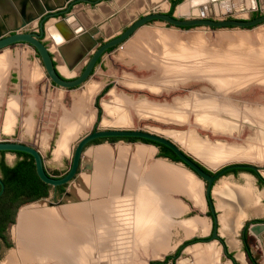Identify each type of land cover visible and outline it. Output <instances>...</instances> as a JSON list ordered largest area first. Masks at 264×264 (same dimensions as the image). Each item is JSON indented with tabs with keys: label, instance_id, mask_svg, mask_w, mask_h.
Instances as JSON below:
<instances>
[{
	"label": "rangeland",
	"instance_id": "374dc122",
	"mask_svg": "<svg viewBox=\"0 0 264 264\" xmlns=\"http://www.w3.org/2000/svg\"><path fill=\"white\" fill-rule=\"evenodd\" d=\"M107 1L113 10L108 17L100 19L98 24H96L97 27L99 25L101 27V33L97 37L100 44L103 41L120 35L136 20L153 13L154 8L158 6L157 4L143 1L144 5L139 7L140 0H126L121 5L117 4L116 0ZM181 1L183 0L179 2ZM262 1V6L256 5L254 7L255 11L247 13L240 11L241 6L236 7L233 11L235 14L234 18L250 20L254 19L261 12L264 13V0ZM176 4L166 2L162 5V8L167 13L177 14ZM76 5L73 6L71 14H73ZM217 16H219L218 12ZM223 16L226 18V15ZM38 24L31 25L29 31H37ZM153 33L156 37L158 36L157 39ZM192 36L196 38L194 37L193 39ZM169 38L170 43L164 42ZM159 40L162 41L160 45L156 44V41L159 42ZM45 41L49 46L52 45V41L49 38L46 37ZM181 41L182 43H180ZM140 43L141 46L145 44L142 50L135 47ZM12 50L16 51L17 59L11 65L12 67H10L8 73L5 84L7 87L6 96L3 100L0 97V114L6 108L8 96H18L24 92V103L34 100V103L38 107L34 115L36 117L35 125L37 126L34 133L38 141L42 139L43 156L46 165L49 172L57 178L67 174L71 168L73 152L77 142L93 130V127H88L81 133L79 138L73 142L71 141L70 151L67 152L68 156L63 159L56 158L52 154L57 150L56 145L60 136V123L66 112L70 110L73 97L82 95L83 92L89 90V87L96 85H98L99 92L90 100L91 103L89 102L91 110H94L95 113L97 112L95 105L98 98L101 103L103 101L112 103L119 101L121 105L123 104L121 99L127 98L130 102L125 108L130 118V127L121 128L122 130L132 129L187 134L189 135V139H181V145L188 148L191 154H194L193 156L196 155L201 161H205L206 159H202V155L196 147L198 145L214 151L217 148L242 149L245 143H247L246 141L251 142L256 138L258 131H264V125H261L255 117L247 113L248 110L252 111L264 108V24L250 30H210L204 27L177 29L169 25L166 26L159 21L152 22L141 28L127 42L107 54L98 66L95 75L83 87L73 91H64L60 88L51 89V98L44 97L43 95V88L49 85V83L47 77V79L43 78V70L40 68L41 66L35 52L30 50L26 45H16L0 52V54ZM82 67L83 65L76 69L74 73L66 72L64 74L70 77L77 76ZM23 71L25 72V77H23ZM29 81L30 84H28ZM31 81L34 83L31 84ZM218 81L222 82L223 86L225 85L222 95H218L216 91L217 85L215 84H218ZM226 84L234 85L237 90L234 93L226 94ZM30 91H33L32 94H30ZM227 100L233 103L231 104L235 106L237 111L236 115H230L228 110L227 112L223 111V120L228 121L234 126V130L228 136L214 135L211 130L203 129L197 124L199 119H202L206 114V109L203 112L199 103L205 101V103L209 102L213 106L220 107L219 104ZM222 104H225V102ZM179 105H185L186 109L182 110L178 107ZM246 108L248 110L245 112L243 109ZM207 112H211V107L208 108ZM212 113L215 115L216 112L212 111ZM216 117L220 116L216 114ZM40 118L43 119L41 120L42 122ZM104 120H107L106 124H110L112 117L103 113L102 121ZM71 121H73V117ZM106 129L118 128H114L113 126L102 127V130ZM19 135L20 130L12 139L19 138ZM0 140H10V137L0 136ZM89 151H94V149H89ZM18 158L16 153H0V162L6 159L10 165H13ZM92 162L94 163V161ZM92 162L86 161V167L92 169ZM152 163L153 161L149 159L144 175L149 174ZM237 163L246 164L250 162L228 161L215 171L227 165ZM261 166H264V163ZM185 170L183 169L182 171L185 173ZM201 184L203 185L202 182ZM216 185L217 189L222 185H227L230 188H245L255 198L256 202L253 207L246 206L244 209L232 214V217H234L235 222L239 226L234 229L235 225H233L232 229L234 230H231L233 232L224 230V239L236 258L237 264H264V248L261 251L256 246L259 241L255 237H248L245 240L244 246L243 240L240 237V232L247 222L254 219L264 221V184L259 182L258 177L254 173L241 170L226 174ZM63 191L64 189L61 188L50 187L47 198L57 201L62 197ZM175 198L180 203H188V200L184 197L183 199L180 195H176ZM216 198L221 197L216 193ZM42 204L48 207L46 203ZM68 204L72 205L70 202ZM38 205L42 206L41 203ZM25 209L21 211L20 215H22ZM217 209L220 217L226 214L225 209L222 210L218 207ZM259 210L262 213H259ZM191 213L190 210L187 213L185 211L184 215L178 219L185 221V218L192 217ZM205 214L209 215L207 206L203 210L202 215L204 216ZM202 221H208L210 225L208 232H210L211 218L204 216V220ZM193 223H195L194 220H191L187 222V225H193ZM14 228L15 226L12 232ZM179 232L180 230L175 232L177 234L176 237H178L175 238V248L172 251L159 257L150 256V251H148L147 256L140 254L137 259L134 260L132 258L131 264H149L153 260L165 261L168 255L176 254V251L184 244L185 240L191 238L186 239L184 234L182 232L179 234ZM227 232H230V235L234 237L232 240L236 239L239 242V248L234 245L231 246V239L226 236ZM15 248L18 250V244L13 249L3 252V264H7V260L11 257V253ZM245 248L251 250V252L246 251ZM252 251L254 252L253 254ZM180 255L176 264H194L193 261H197V264H200L193 251L191 252L186 249ZM57 263L52 261L48 264ZM224 264H232V262L229 259L225 260Z\"/></svg>",
	"mask_w": 264,
	"mask_h": 264
},
{
	"label": "flooded vegetation",
	"instance_id": "af4514ba",
	"mask_svg": "<svg viewBox=\"0 0 264 264\" xmlns=\"http://www.w3.org/2000/svg\"><path fill=\"white\" fill-rule=\"evenodd\" d=\"M179 1L180 0H172V1H170V3L173 2V4H176ZM201 1L205 2L206 4H208V0H201ZM234 5H235V3H234ZM252 5H253V8H254L255 4L253 2H252ZM245 7L247 8V6H243V4H242L240 10H242ZM235 9L236 8L231 9L230 13L233 12ZM178 11H179V9L177 8V15L180 16V15H188L191 10H188L186 13H184V12L183 13H179ZM220 12L218 11V13L220 15H222V11H220ZM168 14L173 15L174 13L173 14L172 13H168ZM262 15H264L263 12H261L259 15H256L255 18L260 17ZM59 17H62V16H59ZM126 29H125V31H126ZM29 32L40 33L39 24H38V30L37 31H29ZM118 36H116L114 38H117ZM114 38H111V39H109L107 41H103V42H101V44L98 41L99 42V46L97 47V49L100 48L105 43H107L108 41L114 39ZM60 39H61V37H59L58 40L57 39L56 40L59 42ZM46 44L48 45L47 42H46ZM156 44H158L157 41H156ZM18 45H26V46H28L27 44H18ZM28 47L30 48V50L35 52V50L32 47H30V46H28ZM116 48H118V47H116ZM116 48H113V49H111V50H109V51L104 53V55L100 58L99 62L97 63L96 68H95L92 76L88 80V82L95 75L98 66L103 61V58L107 54H109L113 50H115ZM79 51H80V48L78 49V47H77V48L73 49L72 51H70L69 55L75 56L76 59H77V57H78L77 53ZM6 53H8L9 57L11 58V61H12L11 63L12 64H10L8 66V68H7V70H6L5 74H4L5 76L3 75L4 78L1 81V86H2V87H0L1 100H3L4 97L6 96L5 92H6V88L7 87L5 86V84H6V80H7V77H8V73H9L10 67H12L11 65H13V63L17 59V54H16L15 50L8 51ZM35 54H36V52H35ZM36 56H37V59L39 60V56L37 54H36ZM91 57H92V54L89 55L87 60L90 59ZM39 64H40V66H41V68L43 70V67H42V65L40 63V60H39ZM55 65L57 67L56 62H55ZM81 65H83V67L80 70V73L77 76H74V77L66 76L62 71L59 70L58 67H57V70H58V73L60 74L61 77L65 78L67 80H74V79H77L81 75V73L84 71L86 62L80 63L77 67L71 66V68H70L71 73H74L76 71V69H78ZM215 85H217V88H216L217 94L218 95H222V93L224 92L223 87L225 85L223 86L221 84V82H219L218 84H215ZM226 86L228 88V89H226V94L234 93L237 90V88H235V86L232 85V84L231 85L230 84H226ZM229 87H230V89H229ZM1 88H3V89H1ZM56 88H59V87H56ZM80 88H77V89H74V90H78ZM96 90H97V92H99L98 85L93 86V87H89V90L86 91V92H83L82 95H76L75 97H73V102L71 103V108H70V110H68L66 112V114L64 115V117H63V119H62V121L60 123V127H59L60 136H59V140L57 141L58 144L56 143L57 144L56 145L57 149H58V145L59 144H61L60 147L64 145V137L67 136V132L68 131H73L75 133L73 138L76 139V138H79L81 133L85 129H87L88 127H93V130L91 132H89V133H92V132H95V131H101L102 127L113 126L114 128H118V129L130 127V118L128 116L127 109L125 108L128 105V103L130 102V100L127 99V98L121 99V101L124 104V105L123 104L121 105V102H119V101L116 102V103L103 101L101 103L99 98H98V100L96 101V105H95V108H96L97 112L95 113L94 110H91V106H90L89 102L93 98V96H95L97 94ZM64 91H73V90H64ZM91 93H92V95H91ZM90 95H91V97L88 98V96H90ZM13 100L15 101V103H14ZM16 100L17 99H16L15 96H8V98L6 100V108L3 111V113H2L3 114L2 115V119L0 121V132H1L0 136H2V137L9 138L11 136L12 132H13L14 124H15V118H16V115H17L18 111H20L19 107L16 106L17 105V101ZM224 102H225V104H222ZM224 102H221L219 104L220 107L222 108V106H224L222 109H224L226 112L228 110L230 115H236L237 111L235 109V106L232 105L233 103L231 101H228V100L224 101ZM199 105H200V108L203 109V112L206 109V114L209 113L208 114V117H209L208 121H206V120L204 121V120L199 119V121L197 122V124L201 128L211 130L214 135L217 134V135H222V136H228L234 130V126L231 123H229L228 121L223 120V115H224L223 111L224 110L221 111L220 107L213 106V104H209V102L205 103V101L202 102V103H199ZM15 106H16V108H14ZM75 106H77V107H75ZM178 107H180L182 110L186 109L185 105H179ZM210 107H211V112H207L208 108H210ZM243 110L246 112L248 109L246 108V109H243ZM77 111H79V113ZM212 111L216 112L215 115L212 113ZM76 113H77V115H76ZM103 113H105L109 117H112V122H110V124H106L107 120L102 121ZM247 113L249 115L251 114L253 117H255L257 119V121L261 125H264V108H262V109L258 108V109H254L252 111L248 110ZM216 114L218 116H220V117H216ZM72 117H73V121H71ZM249 117H251V116H249ZM11 124H13V125H11ZM66 124L67 125L69 124L70 127H69V125L67 126ZM104 124H106V125H104ZM226 127H227V129H225ZM23 128L24 129L22 131V136H21L22 138H24V136H26L28 134V128H25V124H24ZM258 128L260 129V126ZM261 129H263V128H261ZM19 130L21 131L20 128H19ZM106 130H111V129H106ZM124 130H132V129H124ZM89 133H87V134H89ZM153 133L161 135L163 137H166V138L172 140L177 145H179L183 149V151H185L187 154H189V156L192 159L199 160L200 162H202L203 165L207 166L210 170L215 171L217 169L216 166L218 164L215 167H209L205 163V161L207 160L208 157L216 159L214 156H216V150L219 149V148H217L214 151V150L205 148L202 145L196 146L198 148V150H199V153L202 155V159H206L205 161H201L196 155H195L196 157L193 156L194 154L192 155L190 150L188 148H185L180 143L181 139H183V138L189 139V135H187V134L183 135V134L172 133V132H170V133H168V132H166V133L165 132L164 133L153 132ZM19 138H20V135H19ZM19 138L15 139V140L14 139L13 140L10 139V140H2V141H12V142H19V143H24V144H27V145H31V144H28V143H25V142L21 141ZM73 138H72V142L74 141ZM122 141H124V142H122ZM246 142L247 143H245V145L243 146L244 149L243 148L242 149L228 148V149H224V151H226L227 155H230L232 157H237V156H242V155L243 156L244 155L248 156V158L252 157L253 159L258 157V158L261 159V161H254V162L253 161L252 162L249 161V162L251 164L261 166V164L264 163V131H258L256 138H254L251 142H249V141H246ZM138 143L141 144L142 146L146 145V146L152 147L150 151H147L148 149L141 148L136 153V156H134V157L132 156L133 158H139L140 157L142 159V161H143L145 155L148 153L147 154L148 155V159H151L153 161V163L151 164L150 169H149V174L143 175V178H142L143 184L146 183L144 186L147 189H150L152 191H158V190L168 191V188H170V187L162 186L163 184L159 187L158 183H161V180H158L157 169H158V166L160 164H163V165L165 164V166L166 165L168 166L170 164H167V162H162V161H160L158 159H166V160H169V161H172V162H178V161H175L174 156H176V154L171 149L170 150H171L172 153H170L169 151L164 149V147H166V146H163V145H160V144L157 145V143H153V142L142 140V139L106 138V139H97L95 141H92L91 143H89L86 146L85 151L87 149L91 148V147H101V146H104V145H125V144H133L134 145V144H138ZM69 148H70V145H69ZM69 148H68V150L66 152H64V153L62 152L60 154L61 156L58 154L59 151L57 152V154H55V152H54L52 155L54 157H58V158H62L63 159L64 157L68 156L67 152L70 151ZM121 149H125V148L122 147V148L119 149L120 155H121ZM105 150L106 149L103 148L99 152L103 151V152H106V153L110 154L109 152H107ZM99 152H94L92 154H97ZM16 154L18 155L19 158L13 165H10L6 161V159H3L0 162V178L2 179V181L4 179V169H3V166H2V162L3 161L5 162V164L9 168H15L20 162H22L25 159V157L22 156V155H19V153H16ZM41 154L43 155V153H41ZM92 154H90L88 156V159L91 160V161H92V158H91ZM110 155L113 157L112 154H110ZM113 158L116 159L115 157H113ZM120 159H121V157L117 158L116 160H120ZM242 161H246V160H242ZM158 162H161V163H158ZM141 164H140V166H138L139 168L136 169L137 173H139ZM156 164H159V165L155 166ZM129 166L131 167V165H129ZM220 170H222V168L219 169L218 171H215V173L214 172H210L208 170H206V171L209 172L210 174L214 175V174L218 173ZM234 171H241V170L229 171L226 174H228L230 172H234ZM243 171H249V170H243ZM96 172H99V170H97ZM249 172L254 173L258 177L259 182L264 184V182H263L264 179L261 178V176L259 174H256L253 171H249ZM8 176L11 177L12 179H15L16 178L15 171L14 170L9 171ZM128 177H130V178H129L128 181H126V186H127V184H133L135 182L136 178H137V177H135V174H134V176L133 175H130V176L128 175ZM145 177H146V179H144ZM263 177H264V173H263ZM108 179H110V178H108ZM122 180H124V179H122ZM122 180L120 181V183L122 182ZM194 180L196 181L195 183H197L199 185V187L201 188L200 191L198 193H195V194L194 193L190 194L188 192V190H190V189L186 186L187 194H185V195L180 194V196H182V198L184 197L185 199L188 200V203H192V208L195 210L192 213L194 215L191 218H187V219L185 218L184 226L186 227V230L184 232V230L180 229L181 231L179 232V234H181V232H182L184 234L185 238H189L193 234H194V236H192L191 238L185 240L184 244L176 251V254L168 255L166 257L165 261L158 262L159 260H153L149 264H176V262L178 261L179 257L181 256L180 254H182L183 251H186V249L190 250L191 252L193 251V254H195V256L198 259V262H200V264H224V261L225 260H229V259L232 262V264H237L236 258L232 254V251L230 250L229 245L227 244L226 240L224 239V236H225L224 235V227H223V224L221 223L222 220H221V218L219 216L218 209H217V215L219 217V228H218L219 230H218V233H217V235H218L217 238H214V219H213V216L211 214V210H210L209 204L207 203L206 200L204 201V198H203V185L201 184V180H199L196 176H195ZM101 184L105 185V184H107V181H103ZM4 185H5V183H4ZM222 186L219 187V189H218L219 191L222 188ZM224 187H225L226 192L224 193V190H222V193L221 192L218 193V195L221 196L220 203H219L220 207H222L221 203H224L225 201H228L230 196H232L231 199H232L233 206L226 205L229 208H234V207H236V208L239 207L240 208L241 206L244 207L245 204H247V203H252V198L250 197V195H247L244 192H240L238 190L229 189V188H227V185H225ZM58 188L64 189V191H66L67 186L57 187L56 189H58ZM131 188H134V187L132 186ZM29 189L30 188L27 187V186H25V187L20 186L19 187V186L15 185V186H12V187H8V186L5 185L4 192L0 196V264H3L2 263L3 252L9 251L10 249H13L14 247L17 246V244H18V250L15 248L14 251L11 253L12 254L11 255L12 258H14V257L18 258L16 260V264H48V263L52 262L51 257H48L47 260H46V259H43V256H41L40 253L34 252L33 253V259H31L29 261H26L27 263L26 262L20 263V259H19L20 257L19 256L24 254V253H26V252H28V251H33V250H31V244L29 242H27L25 239H23L20 234H17L15 232L18 229L19 225H20V216L21 215H19L17 226H15L17 221H16V223L13 224V223L10 222V220H11V218L14 215L15 209L18 207V205L21 202H26L27 201L26 205L28 203H31L30 202V196L31 195H30V193L28 191ZM229 190H232V193H229ZM8 191L10 193H8ZM81 191L82 190H79L78 193H77V196L80 198V200H81V197H82L80 195ZM1 192H2V186L0 185V193ZM100 193H102V192H100ZM235 193H238V194H236L235 198H233V194H235ZM62 195H63V193H62ZM116 195H115V197H116ZM175 196L176 195H173V196H170V197H172L173 200L177 201ZM91 197H93L94 199H101L105 203H107V199H108V197L103 195V193L100 194L98 197H97V195L94 197L93 195L89 194V198L90 199H91ZM136 198L137 197L135 196V199ZM101 200H100V202L96 201V200L94 201L96 204H97V202H99L97 204L98 208L95 210V212L94 211L92 212L90 210V207H88L89 209L86 208L85 207V205H86L85 202H83L81 200V202L79 204L72 203L71 206L69 204H67V205L63 206V208L59 207L58 209H53V208H50L48 206L47 207L48 208V215L52 216L54 218L57 217L56 219L58 220V223H59L60 227L62 228V230L64 231V229H65L67 231V232L64 231L65 233H69V231L72 230L71 233H73V236L81 235L82 231H85V232L89 231L90 232L94 228L93 226L94 225L96 226V224H98V225H103L104 224L103 227L101 226L100 230L104 231V232H107V230L110 231V227H108V223L106 222L107 215H106V212H105L104 208L101 207V206L99 207V204L102 202ZM214 202L216 204L215 200H214ZM178 203H180V202H178ZM181 204H182V207L184 208V213H185V211L187 213L188 212V209H187L188 207H186L185 202H183ZM41 205L42 206H40V207H43L42 203H41ZM74 205H78L80 207L79 210L82 211V213L80 211V216L79 217H76V216L72 215V213H71V207L74 206ZM206 206L209 209V215L205 214L204 216L206 218H209V217L211 218V230H210V232H208V226H209L208 225L209 224L208 221H202V220H204V218L200 217V215L203 214V210L205 209ZM32 207H35V206L32 205V206L26 207V209H29V208H32ZM139 208H135L136 209L135 211L138 212ZM196 210L199 211V212H197ZM132 212L133 211L131 209V212H129V213H131V214H129V215H131L129 217L130 218L129 222H130L131 228L132 229L134 228L133 230H135V229L139 230V228L141 227L142 221L144 219V217L141 215L142 210L139 211L138 213L135 212L136 216H134L132 214ZM139 213H140V216H139ZM91 214H94V215L92 216ZM17 218H18V216H17ZM149 219L150 218L148 217V220ZM172 219L175 222L176 221L181 222V220H182V219H178L176 217H173ZM229 219L232 220V216L231 215H229L228 217H224L223 218V222L226 223L224 220H227V222H228ZM191 220H194L195 223L198 221V223H196V224L197 225L199 224V225H198V227L196 229L195 228L192 229V227H189V226H192V225H189V226L187 225V222L191 221ZM100 221H102L103 224H100L99 223ZM253 222L254 223L255 222L264 223L263 220H259V219H254V220H251V221L247 222V224L243 227V229L240 232V237L243 240L244 246H245V240H247L248 237H255L259 241L258 245L256 244V246H258V248L261 249V251H263V248H264V243H263L264 242V233H263V239L262 240H260L253 233H251L250 232V227H251V223H253ZM195 223H193V224H195ZM106 225H107V227H106ZM14 226H15V228H14V231L12 232V229H13ZM236 228H237V225L234 227V229H236ZM67 229H70V230H67ZM234 229H232V230H234ZM175 232H177V229H173V231L169 232L168 234H165L164 241H160L159 238L157 239V237L155 236L154 233H151V234L148 233V235H151V236H150V238H148L145 241H141L140 239H139V241L138 240L129 241L128 245L126 246L128 248V253H127V255L124 258V262L127 263V264H131L129 256H132V258H134V260H135V259H137V257L140 254L147 256L148 251H150L149 255L152 256V257H156V256L159 257V256H163V255L167 254L168 252L172 251L175 248L174 241H175V238L178 237V236L176 237L177 234ZM165 247H167V248L164 249ZM130 250H131V253H130ZM246 251L251 252V250H249V249H246ZM253 253L254 252L252 251V254ZM203 254H205V255L202 257ZM204 258H206V259H204ZM53 262H58L57 264H70L69 262L68 263H64L61 260L60 261H53ZM193 263L197 264V261H193Z\"/></svg>",
	"mask_w": 264,
	"mask_h": 264
},
{
	"label": "water",
	"instance_id": "95a60500",
	"mask_svg": "<svg viewBox=\"0 0 264 264\" xmlns=\"http://www.w3.org/2000/svg\"><path fill=\"white\" fill-rule=\"evenodd\" d=\"M2 3H6L9 6H15L17 12H6L0 10V52L11 48L18 44H27L32 47L36 54L39 56L40 63L43 67L45 75L49 79L50 83L56 87L61 88L62 90H74L80 87H83L90 77L92 76L97 63L100 58L104 55L105 52L119 47L129 39H131L141 28L149 25L152 22H162L166 26L175 27L177 29H191V28H208L212 29H237V30H250L261 26L264 24V15L254 18V19H240L234 18V12L231 14L217 16L218 7L220 5L232 2L233 0H211L212 6L210 8L206 7V10H209L211 15L205 16L203 14V9L195 8L191 10L189 17L178 16L176 13L173 15L168 14L162 8L160 4L156 6L153 10V13L147 14L134 23H132L125 32L119 35L117 38H114L100 48L98 42V35L101 33L100 29L97 26L93 28L86 29L84 26H81L78 23L77 28H73V24L70 21L76 22L77 19L75 16L71 15L73 6L79 3H90L97 4L103 0H61V2L56 3V5L49 4L45 0L43 4L40 2L37 3L36 0H1ZM170 2L172 0H165ZM186 0L181 1L176 5V10ZM210 1V0H209ZM256 5L263 4L262 0H252ZM165 2V3H166ZM30 9V10H29ZM33 9V10H32ZM242 13H247L255 11V8H243L240 10ZM201 12L202 14H200ZM13 13V14H12ZM216 13V14H215ZM62 16V17H59ZM61 18V19H58ZM56 20V21H55ZM39 23L40 33L29 32V27ZM49 27L55 28L61 35L62 40L65 42L63 47L69 48L71 51L78 47L80 51L77 53L78 57L75 59L74 65L77 67L80 63L86 62L85 69L81 75L74 80H67L60 76L58 73L57 67L55 65V58L53 52L49 45L45 42V37L49 33ZM53 40L57 43V40L52 37ZM60 48V47H59ZM62 48L59 51L62 53ZM97 49V50H96ZM63 54V53H62ZM92 54V57L87 60L89 55ZM71 68V66L69 67ZM106 138H133V139H142L157 143L167 148L171 149L176 156L178 157V162H172L166 159H158L162 162H167L172 166L180 167L186 169L193 173L201 182L203 183V198L206 200L210 206L211 214L214 219V238H217L218 228H219V217L217 215L218 204L216 199V183L224 177V175L233 170H249L253 171L256 174H259L261 178L264 179V166L254 165L251 163H237L225 166L216 174H210L214 172L210 170L207 166L203 165L199 160L192 159L189 154H187L183 149L177 145L172 140L163 137L161 135L155 134L149 131L143 130H122V129H111V130H101L95 131L89 134L84 135L76 144L75 150L73 152L71 168L67 174L63 177L57 178L50 174L44 156L41 154L38 148L35 146L27 145L19 142L12 141H2L0 140V153H24L33 157L36 167V173L39 179L46 185L57 188L67 186L66 191L62 197L53 201L48 198H41L36 201H33L20 210L17 218L18 219L21 211L29 206L36 205L38 203H46L50 208L58 209L59 207L67 205L69 202L79 204L81 202L80 198L77 196L79 190H86L84 181L86 177H89L92 173H96L97 166L91 160L88 159V156L94 152H99L102 148H105L107 152L113 155V157L120 158L119 149L124 147L130 157L136 156V153L139 149L145 148L150 151L152 147L142 146L141 144H125V145H104L101 147H91L89 149H94V151H85L86 146L97 139H106ZM89 152V153H88ZM148 154V153H147ZM145 155L137 178L135 180L136 185L140 184L145 173V169L148 163V155ZM132 157V158H133ZM92 162V169L86 167L85 162ZM0 185L2 186V192H4V182L0 178ZM135 185V186H136ZM136 191L129 192L132 194L131 197H134ZM201 217L203 215H200ZM204 217V216H203ZM250 232L253 233L260 240L263 239L264 233V223L253 222L251 223ZM131 253V250H130ZM130 257V262H132V256ZM162 262V261H158Z\"/></svg>",
	"mask_w": 264,
	"mask_h": 264
},
{
	"label": "bare ground",
	"instance_id": "6f19581e",
	"mask_svg": "<svg viewBox=\"0 0 264 264\" xmlns=\"http://www.w3.org/2000/svg\"><path fill=\"white\" fill-rule=\"evenodd\" d=\"M36 1L37 3L40 2V7H41V3L43 4V1H39V0H36ZM45 1L49 4H53L51 0H45ZM55 1L56 3L61 2V0H55ZM197 2L198 4H196ZM252 2H253L252 0H233L232 2H227V3L220 5V7H218V11L219 12L222 11V15H228L232 13V12L230 13L231 9L235 8V6L240 7L242 6V4L243 6H247V8L248 7L253 8ZM151 3L153 2L151 1ZM211 4H212L211 0L210 1L208 0V4H206L205 2H202L201 0H186L183 4H181L178 7L179 9L178 12L186 13L188 10H193L195 8H199V9L202 8L204 11L203 14L205 16H209L211 15V13L209 10H206L205 8L206 7L210 8V6H212ZM0 10L6 11V12H13V13L17 12L15 6H9L6 3L3 4L1 0H0ZM199 13L202 14L201 12ZM180 16L189 17L190 13L188 15H180ZM70 22L74 24L75 28L77 27L76 26L77 24H75L73 20ZM48 30H49V34L53 35L54 38L58 40L60 35L57 34L56 29L53 27L51 28L49 27ZM154 37H156V35ZM192 37L194 39L195 36H192ZM160 42L162 41L159 40V42L157 43L160 45L161 44ZM164 42L170 43V38L166 39V41ZM180 43H182V41ZM143 46H141V43H140L138 46H135V47H138L142 50ZM70 56L76 59L75 56H72V55ZM11 62L12 61L8 53L0 54V87H2L1 81L5 76L4 74L8 66L12 64ZM164 65L166 66V64ZM91 95L88 96V98L91 97ZM14 108H16V106ZM220 110L222 111L224 109L220 108ZM77 112L79 113V111ZM201 120L208 121L209 120L208 115L205 114ZM225 129H227V127ZM74 134L75 133L73 131L67 132V136L64 137V145L60 147L61 144H59L58 149L55 152V154H57V152L59 151L58 154L60 155L62 152L64 153L65 151L68 150L69 145L72 144L71 141H72V138L74 137ZM216 156L214 157L217 160L214 158L208 157L205 163L209 167H215L218 164L216 166L218 168L228 161H237V160L238 161L246 160V161H251V162L261 161V159L258 157L253 159L252 157L248 158V156H245V155L232 157L230 155H227L226 151H224V149L222 148L221 149L219 148L216 150ZM91 158H92V161H94L95 165L97 166V170H99V172L92 174L89 178L88 177L85 178L84 185L86 187V190L81 191L80 193V195L82 196L81 200L85 202L86 208L90 207V210L92 212L93 211L95 212V210L98 208L97 204L100 202L101 199H94L93 197H91L90 199L89 194L93 195L94 197L97 195L98 197L100 194L103 193V195L108 197L107 203L101 200L102 202L99 204V207L100 206L103 207L106 212V215H107L106 222L108 223V227H110V231L107 230L108 233L101 231L100 230L101 226L103 227L104 224L102 221H100L99 223L103 225L96 224V226L94 225L93 226L94 228L90 232L82 231L81 235L73 236V233H71L72 230H70L71 228L67 229V230H70L69 233H65L67 231L65 229H64L65 232L62 230V228L60 227L58 223V220L56 219L57 217L54 218L48 215L47 207L35 206L29 209H25L22 215L20 216V225L15 232L17 234H20L23 239H25L27 242L31 244V250L33 251H28L20 255L19 256L20 263H24L26 261L33 259V253L37 252V253H40L41 256H43V259L47 260L48 257H51L52 261L61 260L64 263L69 262L70 264L72 263L73 264H127L124 262V258L128 253V248L126 246L128 245L129 241H136V240L139 241V239L141 241H145L151 236V235H148V233L150 234L154 233L157 239L159 238L160 241H164L165 234H168L169 232L173 231V229H177V231L181 229V230H184L185 232L186 230V227L184 226L185 222L184 221L175 222L172 219L173 217L180 218L181 216H183L184 208L182 207L181 203H178V201L173 200L172 197L170 196L187 194L186 186L190 189L188 190L190 194H193V193L195 194L200 191L201 188L199 187V185L195 183L193 178L189 176L186 172L184 173L182 169L176 166H172V165L165 166V164L164 165L156 164L155 166L159 165L157 169V177H158V180H161V183H158L159 187L163 184L162 186L170 187V188H168V191H162V190L152 191L150 189H147L144 186L146 183L143 184V181H141L139 185L138 184L136 185V182H134L133 184H127L128 187L126 186V181H128L130 178L128 177V175L134 176L135 174V177H137L138 173L136 172V169H138L139 168L138 166H140V164L142 163L141 162L142 159L140 157L132 159L128 155V152L126 149H121V159L120 160L114 159L110 154L103 152V151L97 154H92ZM158 163H161V162H158ZM128 164L131 165V167ZM193 176L195 178V175ZM121 180L122 182L120 183ZM103 181H107V184L105 185L101 184ZM132 186L134 188H131ZM224 186L225 185L222 186L220 191L219 190L216 191V193L217 194L219 192L222 193V190H224V193H225L226 190ZM132 191H136L134 194L137 197L136 199H135V196L131 197L132 194H129V192H132ZM229 193H232V190H229ZM236 194L238 193L233 194V198H235ZM231 198L232 196H230L229 200L225 201L226 203L224 202V204L228 206H233ZM95 200L99 202H97L96 204L94 202ZM70 203L72 204V202ZM135 208H139L138 212L142 210L141 215L144 217L139 230L138 229L133 230L134 228L133 229L131 228V225L129 222V219H130L129 217L131 216L129 215L131 214L129 212H131V209L133 211L132 214L136 216L135 212L137 211H135L136 210ZM79 209L80 207L78 205L72 206L71 207L72 215L79 217L80 211H81ZM91 215L93 216L94 214H91ZM139 216H140V213H139ZM148 217L150 218L149 220H148ZM198 225L193 224L192 226H189V227H192V229L193 228L196 229ZM166 248L167 247H165L164 249ZM204 255L205 254H203L202 257ZM17 259H18L17 257H14V258L9 257V259L7 260V264H16Z\"/></svg>",
	"mask_w": 264,
	"mask_h": 264
},
{
	"label": "crops",
	"instance_id": "0c3cea01",
	"mask_svg": "<svg viewBox=\"0 0 264 264\" xmlns=\"http://www.w3.org/2000/svg\"><path fill=\"white\" fill-rule=\"evenodd\" d=\"M125 1L126 0H116V3L119 4V5H121ZM143 1H145L146 3H151V1L152 2L154 1L151 4H155V5L156 4L157 5H160V4H163V3L166 2L165 0H150V2H149V0H140V3L138 5L139 7H142L144 5V2ZM51 2L53 3V5H56V1L55 0H51ZM112 10L113 9H112L111 5L108 3V1L107 0H103V1H101L99 3H97V4L79 3V4L76 5V8L73 11V14H71V15L75 16L76 19L78 18L77 21L75 22V24L78 25V23H80L81 26H84L86 29H90V28H93L94 26H96V24H98V21L100 19H104L105 17H108L111 14ZM73 28H75V27L73 26ZM98 28L99 29L101 28L100 25H99ZM100 31H101V29H100ZM56 32H57L58 35H60L57 30H56ZM52 37H54V36L53 35H50L48 33L47 38H49L52 41V45H50L49 47L51 48V50L53 52L54 58L56 60L57 67L63 73H66V72H70L71 73V70H70L69 67L72 66L74 64V62H75V60H74L75 58H72L69 55V53H70L71 50L69 48H66L65 46L63 47V45L65 44V42L62 40V38L60 39L59 42L57 41V43H56L53 40ZM60 37H61V35H60ZM59 47L62 48L61 50H62V53L63 54L59 51V49H60ZM58 59H60V60H58ZM72 61H74V62H72ZM24 75H25V72L23 71V77H25ZM46 77L47 76L45 75L44 70H43V78L44 79H47ZM24 81H26V80H24ZM33 83L34 82L31 81V84H33ZM48 83H49V85H47L46 87L43 88V92H44L43 95H44V97H48L49 98L50 95L52 96V93L50 92V90L51 89H56V87L53 86L50 83L49 80H48ZM28 84H30V81L28 82ZM23 91H24V89H23ZM32 92L33 91H30V94H32ZM15 97L17 99V105L16 106L19 107L20 111H18V113L16 115L14 129H13V132H12V134L10 136V139H12L13 136L15 137L17 135L18 130L20 128L21 131H20V138L19 139L21 141L25 142V143H28V144H31L32 146H35L36 148L39 149V151L41 153H43V141H42V139L40 141H38V139H37V137L35 136V133H34L35 130H36L35 128L37 127L35 125V123H36V121H35L36 120V117L34 116L35 115V112H36V109H38L37 104L34 103V100H32V101L29 100L28 102L24 103L25 102L24 92H23V94L20 93L18 96H15ZM37 112H38V110H37ZM26 113H27V115H26ZM1 119H2V114H0V121H1ZM41 120H43V119L40 118V121ZM23 123L25 124V128H28V134L26 136H24V138L21 137L22 136V131L24 129L23 128L24 127V124ZM180 169H182V168H180ZM185 171L194 180L193 174L190 173L188 170H185ZM194 182H196V181L194 180ZM227 188L233 189V190H238L240 192H244L247 195H250V197L252 198V203H247V204H245L244 207H246V206L253 207V205L255 204V202H256L255 201V198H253V195H251V192L248 189L241 188V187L230 188L229 186H227ZM218 189H216V191ZM215 195H216V192H215ZM216 199H217V203H218V208L219 209H222V210H224V209L226 210V214H224V215H222L220 217L221 220H222L221 223L223 224V227H225L224 230L233 232V231H231L232 230V226L233 225L239 226V224H237L235 222L234 217H232V220L229 219L228 222H227V220H224L226 223L223 222V218L224 217H228L229 215L232 216L233 213L237 212L238 210L244 209V207L241 206L240 208L239 207H237V208L236 207L229 208L224 203H221L222 204V207H220L219 206L220 198H216ZM185 204H186V207H188L187 209L190 210L192 213H193V211H195L192 208V203L185 202ZM259 211H260L259 213H262L261 210H259ZM193 215L194 214H192L191 216H193ZM202 218H204V217H202ZM209 227H210V225L208 226V231H209ZM230 232L229 233L227 232L228 234H226V235H227L228 238L231 239L230 240L231 241V246L234 245L235 247H238L239 248V242L236 239H233L232 240V238H234V237L230 235ZM192 236H194V234ZM229 236H231V237H229Z\"/></svg>",
	"mask_w": 264,
	"mask_h": 264
},
{
	"label": "trees",
	"instance_id": "16d2710c",
	"mask_svg": "<svg viewBox=\"0 0 264 264\" xmlns=\"http://www.w3.org/2000/svg\"><path fill=\"white\" fill-rule=\"evenodd\" d=\"M158 145V144H157ZM160 146V145H159ZM165 150L169 151L170 153L171 150L169 148L164 147ZM6 152H3V154ZM19 155H22L25 157V159L20 162L15 168H9L5 162H2V166L4 169V183L6 186L8 187H12V186H27L30 189L28 190L30 193V202L36 201L38 199L43 198H47L48 197V191L50 189V186L44 184L38 177L37 173H36V167H35V163H34V159L24 153H19ZM174 156V155H173ZM31 159V160H30ZM175 161H179L178 158L176 156H174ZM14 170L15 171V175L16 178L12 179L11 177L8 176L9 171ZM264 182V180H263ZM27 191V192H28ZM65 191H63L62 193L64 194ZM8 193H10L8 191ZM27 202V201H26ZM26 202H21L18 207L15 209L14 211V215L11 218L10 222L11 223H16L17 221V216L20 212V210L22 209V207L24 205H26ZM29 204V203H28ZM63 208V206H62Z\"/></svg>",
	"mask_w": 264,
	"mask_h": 264
}]
</instances>
